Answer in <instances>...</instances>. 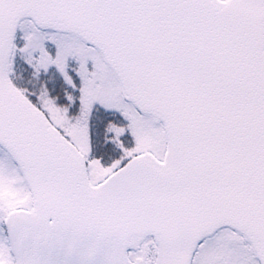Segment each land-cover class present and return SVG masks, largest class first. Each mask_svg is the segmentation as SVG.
I'll return each instance as SVG.
<instances>
[{"label": "snow or ice", "instance_id": "6c2138e0", "mask_svg": "<svg viewBox=\"0 0 264 264\" xmlns=\"http://www.w3.org/2000/svg\"><path fill=\"white\" fill-rule=\"evenodd\" d=\"M0 264H264V0H0Z\"/></svg>", "mask_w": 264, "mask_h": 264}]
</instances>
